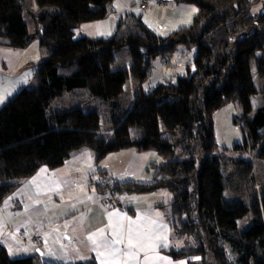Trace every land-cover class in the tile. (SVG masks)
I'll return each instance as SVG.
<instances>
[{"label": "trees", "instance_id": "16d2710c", "mask_svg": "<svg viewBox=\"0 0 264 264\" xmlns=\"http://www.w3.org/2000/svg\"><path fill=\"white\" fill-rule=\"evenodd\" d=\"M112 1L0 0V46L24 50L37 42L43 53L31 83L0 107V205L39 169L59 168L81 149L94 153L95 165L120 151L152 152L162 162L151 166V181L120 182L101 171L91 185L102 199L114 196L117 207L121 194H166L157 204L162 219L195 242L189 252L166 251L172 260L264 264V179L248 160L214 155V113L233 103L244 139L224 151L258 149L264 160V104L254 112L251 105L253 96L264 99V85L258 89L251 73L254 65L264 83V0H174L196 12L188 26L164 37L140 21L108 37H75L82 24L107 18ZM178 46L190 57L196 48L186 74L143 91L155 60L170 62ZM123 47L128 62L116 67ZM73 94L97 97L100 105H55ZM247 215L250 226L237 231ZM0 264L42 263L36 254L12 257L0 243Z\"/></svg>", "mask_w": 264, "mask_h": 264}, {"label": "crops", "instance_id": "0c3cea01", "mask_svg": "<svg viewBox=\"0 0 264 264\" xmlns=\"http://www.w3.org/2000/svg\"><path fill=\"white\" fill-rule=\"evenodd\" d=\"M143 1L113 0L111 13L107 18L82 24L80 33L92 38L108 37L117 32V29L122 32L131 30L140 21L151 32L161 35L160 33H170L178 27L188 26L196 12L193 5L176 4L174 0L166 3L153 1L142 10L140 6ZM167 19L171 20L170 23ZM150 25H155V29L151 30ZM22 51L0 46V63L4 64L0 65V107L32 81L35 68L10 73L17 65ZM181 54L182 64L189 62L190 53L182 51ZM83 150L86 151L81 149L77 152L81 153ZM75 154L77 153H73L69 160ZM87 158L92 159L93 164L82 163L81 166L79 161ZM77 160L75 170L78 172L69 168L67 162L53 170L42 167L31 178L24 180L2 203L0 243L10 256L36 254L42 264H71L89 258H93L97 264H185L184 259L172 260L165 253L191 249L195 245L191 237L178 235L162 219L163 215L157 204L166 201V194L154 192L134 196L126 193L123 194L121 206L107 208L101 201V194L91 185L100 180L101 171L106 172L107 178L120 182L135 180L147 183L154 174L151 166L162 162L157 155L152 152L125 150L108 155L98 165H95L94 156L90 153L79 155ZM81 186L84 191L81 203L73 204L68 201L67 209L57 205L59 199L56 198L59 194L74 191ZM45 198L49 204H44ZM125 207L133 208V213L129 214ZM39 217L40 220L37 219ZM130 220L135 221L132 227L142 234L140 242L144 245L143 250H131L135 257L128 248ZM121 225L123 240L115 243ZM100 229L104 230L103 234H100ZM24 232L29 235L37 233L42 239L37 242L28 238L22 243L19 237ZM106 239L113 242L111 248L104 246ZM136 243L134 238L133 244Z\"/></svg>", "mask_w": 264, "mask_h": 264}, {"label": "rangeland", "instance_id": "374dc122", "mask_svg": "<svg viewBox=\"0 0 264 264\" xmlns=\"http://www.w3.org/2000/svg\"><path fill=\"white\" fill-rule=\"evenodd\" d=\"M153 1H155V0H147L145 7L147 6V4H149ZM32 7L35 8V5ZM167 21L170 23L171 20L167 19ZM150 29L151 30L155 29V25L154 26L150 25ZM160 34L163 36H166L169 33L164 32V33H160ZM83 35L84 34L82 32L80 33L79 28H77L75 30V37H80ZM161 35L158 34V36H161ZM163 36H161V37H163ZM2 47H4V46H2ZM10 49H12V48H10ZM12 50H19V49H12ZM183 50H184V47L178 46L176 48L174 54L172 55L170 62H167L162 58L161 59L157 58L155 60L154 68H153L149 78L144 83H142L143 91H149L152 88L156 87L158 84L164 83L165 81H167L169 79H173V81H174L175 76L178 75L179 73H181V75L186 74V66H187L188 62L187 63L185 62L184 64H182V60L180 58L182 55L181 52ZM42 57H43V53L39 49L37 42H33L31 45H29V47H27V49H24L22 51V55H21L17 65L15 66L14 69H12L10 71V73L11 74H14V73L16 74L18 72L20 73L25 68H33V69L35 68L36 69L35 64H38ZM115 57H116V67H122L123 65H125L129 59V54H128L127 48L123 47L120 51L116 52ZM189 61L191 62V59ZM0 65L4 66L3 63H0ZM251 73H252V79H253L255 86L258 89H262L264 83H263L262 79H260L257 76L256 68L254 65L252 66ZM33 75H34V73H33ZM82 97L83 98L81 99L78 95H75V94L66 95L62 99L55 101V105L56 106L67 105L68 103L79 104V105H82V107H84L85 110L94 109V108H96L95 106L100 105V101L96 100L97 97H95V99L88 98L89 96H86V97L82 96ZM263 104H264V99L262 96L257 95V96L251 97V105H252V109H253L252 112H254L257 108H259ZM239 116H240V109L238 108L237 105H235L233 103L226 104L225 106H223L221 109L217 110L214 113V133H215V140L217 143V150L214 152V155H223L224 154V155H227L228 157L241 158L244 160H248L252 163L254 173L258 177V179H260V180L264 179V160H260L258 158V156H257L258 149L250 150V151L245 152L243 154L226 152L223 149V148H231L234 144L242 143V141L244 139V136L241 132L240 127L234 123V119L238 118ZM84 149H86V151L83 150L81 153L76 152L77 153V154H75L76 156L72 157L66 163L67 166L69 168H72L75 172H78L77 170H75V168L78 166V160L77 159H78L79 155H89V153H90V154H93V156H94V153L90 149H88V148H84ZM129 150H132V149H129ZM109 158H112V157H109ZM79 162H81V166H82V163L84 165L93 164V160L90 158H87L84 161H79ZM229 169H230L229 164L222 166L223 171L227 172ZM79 184H80V182H79ZM258 187H259V185L257 186V188ZM94 190H95V188H94ZM83 193H84L83 186H81L80 188H78L74 191L73 190L69 191V192L66 191L63 194H59L56 198V199H59V202L57 203V205L59 207L60 206L63 207V209H67V202L68 201H72L73 204H75L77 202L81 203V201H82L81 196ZM134 196H140V195H134ZM88 197H90V196H88ZM105 197H106L105 199L101 198V201L108 203L107 204L108 207L107 206H105V207H107V208L117 207L116 204L119 201H117L115 203L113 197H111L109 195H107ZM122 197H123V194L120 195V197H119L120 200L122 199ZM109 198H111V201L109 200ZM225 198L231 200V199H234L235 197L231 194V192L225 191ZM49 203L50 202H48L47 199L45 198L44 204L46 205ZM111 203L113 205L109 206ZM104 205H106V204H104ZM37 219L40 220V217ZM250 224H251V216L247 215L245 218L238 221L237 231L241 232V231L247 229L250 226ZM190 250L191 249H187V250H183V251L189 252ZM174 252H177V251H174Z\"/></svg>", "mask_w": 264, "mask_h": 264}, {"label": "snow or ice", "instance_id": "6c2138e0", "mask_svg": "<svg viewBox=\"0 0 264 264\" xmlns=\"http://www.w3.org/2000/svg\"><path fill=\"white\" fill-rule=\"evenodd\" d=\"M109 218H111V214H110V217ZM133 224H135V221H131L130 220V224H129V227H128V248H129L130 254L133 257H135V253L132 252L131 250L133 248H139L140 250H143L144 245L140 242V237H141L142 234L138 230H136V229H134L132 227ZM103 231H104L103 229H100L99 230L100 234H103ZM122 232H123V226L121 225L120 234L117 235V233H115V232L113 233L114 235H117V239H116L115 243L122 242V240H123ZM134 238L137 240V243L136 244H133V239ZM89 239H92V236H89ZM112 243L113 242H111V241H109V240L106 239L104 241V246L105 247H108V248H111Z\"/></svg>", "mask_w": 264, "mask_h": 264}, {"label": "built area", "instance_id": "2783aa9c", "mask_svg": "<svg viewBox=\"0 0 264 264\" xmlns=\"http://www.w3.org/2000/svg\"><path fill=\"white\" fill-rule=\"evenodd\" d=\"M147 3V0H145V1H143L142 2V4H141V6H140V8L141 9H144V7H145V4ZM111 197H113V199H114V201H115V203L117 202V200H116V198L114 197V196H112L111 195ZM108 199V198H107ZM109 200L111 201V198H109ZM105 204L107 205L108 203L107 202H105ZM113 204L111 203L109 206H112ZM115 205V204H114ZM28 238H32V239H34L35 241H37V242H39V241H41V236L39 235V234H37V233H34V234H27V233H22V235L19 237V239H20V241L22 242V243H24Z\"/></svg>", "mask_w": 264, "mask_h": 264}, {"label": "water", "instance_id": "95a60500", "mask_svg": "<svg viewBox=\"0 0 264 264\" xmlns=\"http://www.w3.org/2000/svg\"><path fill=\"white\" fill-rule=\"evenodd\" d=\"M159 1L166 2V1H171V0H159ZM195 56H196V48H193V50L191 51V60H194ZM191 70H192V73H193L194 70H195L194 66H192Z\"/></svg>", "mask_w": 264, "mask_h": 264}]
</instances>
